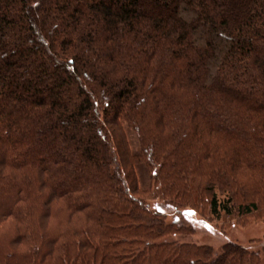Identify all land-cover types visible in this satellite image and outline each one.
<instances>
[{
	"label": "trees",
	"instance_id": "16d2710c",
	"mask_svg": "<svg viewBox=\"0 0 264 264\" xmlns=\"http://www.w3.org/2000/svg\"><path fill=\"white\" fill-rule=\"evenodd\" d=\"M142 160L173 206L258 209L264 0H0V264H264L165 240Z\"/></svg>",
	"mask_w": 264,
	"mask_h": 264
},
{
	"label": "rangeland",
	"instance_id": "374dc122",
	"mask_svg": "<svg viewBox=\"0 0 264 264\" xmlns=\"http://www.w3.org/2000/svg\"><path fill=\"white\" fill-rule=\"evenodd\" d=\"M129 137L132 148L136 151L139 147L137 135L130 131ZM144 162L143 160L138 161L135 167L137 186L140 192V195L137 196L151 211L163 214V219L167 224H175L172 225L170 234L166 236L165 240L194 244L197 247H203V249L210 247L214 253H219L228 243L252 250H259L264 245V198L262 196L254 194L255 200L258 201V209L251 213H242L234 209L230 214L220 211V214L216 215L210 212V207L207 204L208 197L202 200L198 190L192 187L190 193L182 196V203L174 200L180 207L173 206L162 199L159 193H156L160 181H157V174H153L152 164L149 163L151 165L149 166ZM186 179L191 180V177ZM250 190L251 188L248 186L246 190L239 189L236 198H240V195L244 197L252 194ZM228 191L222 193L217 189L219 199H225L230 194ZM53 223L55 225L51 226L50 230L58 227L61 222L58 218L56 221L53 220ZM8 228V225L0 226V248L7 244L5 237L10 232ZM15 259L22 260L20 257Z\"/></svg>",
	"mask_w": 264,
	"mask_h": 264
}]
</instances>
